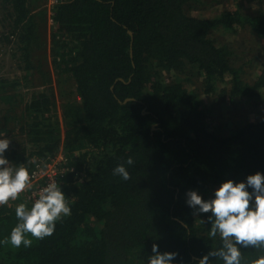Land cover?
Returning a JSON list of instances; mask_svg holds the SVG:
<instances>
[{"label":"trees","instance_id":"trees-1","mask_svg":"<svg viewBox=\"0 0 264 264\" xmlns=\"http://www.w3.org/2000/svg\"><path fill=\"white\" fill-rule=\"evenodd\" d=\"M201 2L62 0L50 51L72 75L77 97L62 105L63 129L51 78L35 59L45 46L38 14L47 12H34L30 0H0V40H15L12 56L18 52L22 72L0 76V136L22 139L5 156L31 172L38 159L63 150L74 169L59 184L71 215L51 237L32 238L31 247L0 244V264H147L153 244L160 253H178L171 264H198L222 246L219 235L209 236L211 213L188 207L186 193L208 200L228 180L264 174V116L211 129L199 91L232 102L264 97V67L248 73L235 50L213 37L249 27L264 40V11L238 6L193 15ZM26 89L33 90L29 99L20 100ZM129 156L131 178L113 176ZM16 206L0 207V240L18 223ZM241 251L242 264L264 254ZM209 264L223 261L210 257Z\"/></svg>","mask_w":264,"mask_h":264},{"label":"clouds","instance_id":"clouds-1","mask_svg":"<svg viewBox=\"0 0 264 264\" xmlns=\"http://www.w3.org/2000/svg\"><path fill=\"white\" fill-rule=\"evenodd\" d=\"M10 144V139H0V206L17 200L31 187L29 170L23 165L10 166L5 156ZM30 163H35V160ZM125 164L133 165V158L129 156L124 163L118 164L112 174L127 181L131 177ZM186 196L188 207L198 210V213H211L209 236L215 238L219 235L222 241L218 250L203 256L198 264H209L210 257L221 259L223 264H242L241 249L264 250V174L249 175L246 183L228 180L215 190L214 199L204 200L197 191H188ZM70 215L69 198L57 183L51 182L40 189L30 208L25 203L16 206L18 223L12 228L10 236L0 240V244L31 247L32 238L44 240L51 237L57 222ZM28 235L31 238H27ZM152 253L147 264H171L178 256V253H160L156 244L152 246ZM250 264H264V254Z\"/></svg>","mask_w":264,"mask_h":264},{"label":"rangeland","instance_id":"rangeland-1","mask_svg":"<svg viewBox=\"0 0 264 264\" xmlns=\"http://www.w3.org/2000/svg\"><path fill=\"white\" fill-rule=\"evenodd\" d=\"M202 2L196 5L195 11L192 12L193 15L199 16H215L220 14L223 10H235L238 6L242 8L243 11L254 14L260 10L264 11V0H201ZM218 1H220L218 3ZM31 7L37 13L45 10L47 13L38 14V21L40 23V28L43 33V39L45 46L41 47L42 50H39L36 53V64H42V66H37L42 69L44 74H47V77L51 78V83L49 84L53 87V94L56 98L57 108L59 109V115L62 120V127L65 128V123L62 118V105L67 103L75 102L76 97V84L73 80L72 75L65 74L61 68L55 63H53V57L51 55V41L52 36L56 33V25L52 20V17L48 10L49 1L46 0H30ZM1 30V29H0ZM3 32V31H2ZM40 32V29H39ZM7 34V33H6ZM213 37L217 40L218 44H228L232 47L233 50L237 53V65L245 64V69L248 73L255 75L259 74L264 67V40H259L251 32L250 28H241L238 33L228 32V31H217L213 34ZM15 38H12L14 40ZM4 40V41H3ZM7 42V38H2L0 40V76L17 78L22 75L20 72V56L16 52V57L12 56V51L17 49V45L14 42ZM260 56V58L255 59V56ZM236 57V56H235ZM171 77V75H169ZM38 77V76H37ZM168 77V76H167ZM172 78V77H171ZM225 85V84H224ZM226 86V85H225ZM222 84L220 87H225ZM199 89V85L197 86ZM23 94L20 100H28L30 93L33 90L26 89L23 90ZM201 96H199L201 102L207 107L211 112L210 117V126L211 129L217 127H223L228 129L229 127H236L241 125L243 122L247 121H257L264 116V97L250 103L246 100H237L232 102L227 96L223 97L221 94H210L206 95L203 92L199 91ZM17 135V134H16ZM16 135H5L0 136V139H10L13 140V137ZM14 137V138H15ZM17 141L15 143H22V139L17 136ZM12 142L10 145L12 146ZM65 154L63 150L59 153ZM217 188L210 190L207 195L208 200L214 199V192ZM202 197V195H201ZM20 203L16 202L13 206Z\"/></svg>","mask_w":264,"mask_h":264},{"label":"built area","instance_id":"built-area-1","mask_svg":"<svg viewBox=\"0 0 264 264\" xmlns=\"http://www.w3.org/2000/svg\"><path fill=\"white\" fill-rule=\"evenodd\" d=\"M46 1H49L48 8L46 9L50 13L53 20L54 9L62 0ZM73 171L74 169L68 164L66 155L62 152L57 153L53 157L38 159L32 171L29 172L31 176V187L21 193L17 200L9 201L7 205L3 206L12 207L13 204L16 202L20 203L21 201L33 203L34 200L38 198L40 189L46 187L51 182H55L59 185L62 179L65 178L68 173Z\"/></svg>","mask_w":264,"mask_h":264}]
</instances>
